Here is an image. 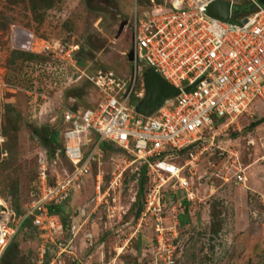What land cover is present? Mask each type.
<instances>
[{"label": "rangeland", "instance_id": "374dc122", "mask_svg": "<svg viewBox=\"0 0 264 264\" xmlns=\"http://www.w3.org/2000/svg\"><path fill=\"white\" fill-rule=\"evenodd\" d=\"M144 10H150L148 0H0V77L12 86L0 88V209L22 210L40 166L50 183L65 176L70 166L62 152L61 106L82 108L98 97L84 77L68 80V68L50 73L18 41L26 33L38 41L73 40L81 50L75 52L82 58L78 68L88 74L108 68L127 79L130 22L133 12L139 16ZM26 87L42 95L34 110L22 90ZM137 89L143 93L138 84ZM141 96L131 95L127 102ZM247 122L241 115L219 127L213 144L238 149L241 161L249 164L248 188L216 176L222 159L209 147L190 179L191 199L182 189L167 187L160 191L158 207L145 210L150 181L143 166L109 145L61 204L62 232L54 243L64 241L65 250L53 253V243L41 242L28 224L0 255V264H264V207L258 197L264 166L253 162L259 153L246 144L254 134ZM41 126L54 131L51 155L30 135L29 128ZM138 202L141 211L134 218Z\"/></svg>", "mask_w": 264, "mask_h": 264}, {"label": "built area", "instance_id": "2783aa9c", "mask_svg": "<svg viewBox=\"0 0 264 264\" xmlns=\"http://www.w3.org/2000/svg\"><path fill=\"white\" fill-rule=\"evenodd\" d=\"M212 1L148 0L149 11L139 16L133 12L127 79L108 68L90 74L78 68L75 52L79 46L73 40L38 41L26 33L18 41H24L21 50L43 60L50 73L68 68V80L84 77L98 97L82 108L61 106L62 152L70 169L50 183L45 167L40 166L35 188L22 210L0 209V255L25 221L35 228L41 242L53 243V253L65 250L64 241L54 243L62 232L60 218L47 207L63 204L78 187L91 162L100 156L101 142L130 153L143 166L150 181L145 210L158 207L160 191L167 187L182 189L186 199H191L190 179L209 147L222 159L216 176L248 188L249 164L241 161L238 149L213 144V139L219 127H227L243 115L254 130L246 144L259 153L253 162L264 166V0H221L229 7L226 20L207 13ZM248 5L251 7L243 9ZM147 68L175 93L159 100L153 111L144 115L127 100L143 94L136 84L143 88ZM0 88L10 90L12 86L0 77ZM22 90L31 96L27 103L34 110L41 93L30 87ZM95 179L98 197L94 199L98 201L102 195L98 176ZM262 190L258 197L264 207V187Z\"/></svg>", "mask_w": 264, "mask_h": 264}, {"label": "water", "instance_id": "95a60500", "mask_svg": "<svg viewBox=\"0 0 264 264\" xmlns=\"http://www.w3.org/2000/svg\"><path fill=\"white\" fill-rule=\"evenodd\" d=\"M263 2V0H258ZM251 5H248L245 8H250ZM237 9H233L232 13L234 14ZM207 13L215 18H219L222 20H226L228 18L229 7L227 2L221 0H215L208 4ZM125 21L119 23L115 36L119 34L121 29L123 28ZM128 61L132 58V52L129 51L126 55ZM143 89L144 92L139 101H136L133 105V108L136 112L148 115L153 109L154 105L159 103V100L162 98H167L168 96H172L175 93V90L168 85L159 75L153 72L151 69L147 68L143 73ZM141 210V203H137V207L134 213V218L139 215Z\"/></svg>", "mask_w": 264, "mask_h": 264}, {"label": "trees", "instance_id": "16d2710c", "mask_svg": "<svg viewBox=\"0 0 264 264\" xmlns=\"http://www.w3.org/2000/svg\"><path fill=\"white\" fill-rule=\"evenodd\" d=\"M81 51L80 49H78V52ZM31 56H33V59H35L36 57L34 55L31 54ZM76 63L78 66H82V58L76 57ZM251 125V124H250ZM30 131V135L35 138H37L39 144L48 152L49 155L53 154L54 152V147L53 144H55V138H54V131L52 129H48L45 127H33V128H29ZM100 149H107L110 146L108 144H106L105 142H101L100 144ZM48 211L51 213H56L59 218H60V213H61V205H48ZM18 213V212H17ZM61 220V219H60ZM29 222L25 221L24 222V226L28 225ZM11 242L8 243V245L5 247L4 251H6L9 248ZM3 251V252H4Z\"/></svg>", "mask_w": 264, "mask_h": 264}, {"label": "crops", "instance_id": "0c3cea01", "mask_svg": "<svg viewBox=\"0 0 264 264\" xmlns=\"http://www.w3.org/2000/svg\"><path fill=\"white\" fill-rule=\"evenodd\" d=\"M261 181H262V183H263V176L261 177ZM264 184V183H263Z\"/></svg>", "mask_w": 264, "mask_h": 264}]
</instances>
